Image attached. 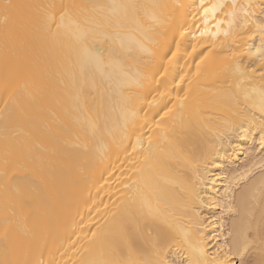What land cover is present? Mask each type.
<instances>
[{
	"label": "bare ground",
	"instance_id": "6f19581e",
	"mask_svg": "<svg viewBox=\"0 0 264 264\" xmlns=\"http://www.w3.org/2000/svg\"><path fill=\"white\" fill-rule=\"evenodd\" d=\"M254 143L264 0H0V264H238Z\"/></svg>",
	"mask_w": 264,
	"mask_h": 264
},
{
	"label": "rangeland",
	"instance_id": "374dc122",
	"mask_svg": "<svg viewBox=\"0 0 264 264\" xmlns=\"http://www.w3.org/2000/svg\"><path fill=\"white\" fill-rule=\"evenodd\" d=\"M249 153H250L249 156H247L246 158L241 160L237 165L229 166L227 168V171L229 170L228 172L229 173L231 172L232 175L234 176V178L236 179V181H235L236 187L234 189V195L235 196H237L245 187H247L250 183H252V181L256 180L258 178L257 177L258 175H260L262 172H264V169H263L264 164H259V165L253 164L255 161L258 162V161L264 160V153L259 151L258 145L256 143H254L250 147ZM261 166H263V167H261ZM247 169H248V171H247ZM246 172H247V174H244ZM243 174L245 175V177ZM205 214L207 215V217L209 216L208 218H212L214 216V213H212L211 211H206ZM236 216H237V214L232 213V214H230V216L226 217L227 230L228 231H230V225H231L233 219L236 218ZM262 229H263V237H264V225H263ZM249 234L252 236V232L251 233L249 232ZM251 239H252V237H251ZM259 241H252V243L249 245L244 257L242 259L238 260L239 261L238 264H243V263L255 264L256 263V257L259 253L258 248L264 243V241H261V240H259Z\"/></svg>",
	"mask_w": 264,
	"mask_h": 264
},
{
	"label": "snow or ice",
	"instance_id": "6c2138e0",
	"mask_svg": "<svg viewBox=\"0 0 264 264\" xmlns=\"http://www.w3.org/2000/svg\"><path fill=\"white\" fill-rule=\"evenodd\" d=\"M7 7V6H6Z\"/></svg>",
	"mask_w": 264,
	"mask_h": 264
}]
</instances>
